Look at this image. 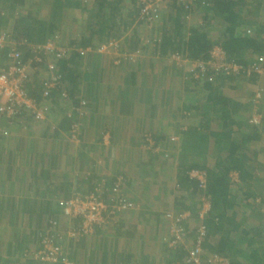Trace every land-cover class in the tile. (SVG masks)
<instances>
[{
  "label": "trees",
  "instance_id": "trees-1",
  "mask_svg": "<svg viewBox=\"0 0 264 264\" xmlns=\"http://www.w3.org/2000/svg\"><path fill=\"white\" fill-rule=\"evenodd\" d=\"M0 1L2 2L1 9L8 14L5 18H0V24H3L1 30L5 32L2 34L18 42L19 47H22L21 52L24 54L25 61L30 58L33 46L47 43L71 49L79 47L85 50L87 47H91L96 50L98 43L115 42L119 48L117 53L124 54L126 57L120 64H115V60L111 59L112 55H105V61L101 60L95 66L86 65L83 61L85 55L83 56L75 50L71 51L72 53L70 52L68 57L63 60L56 59L54 55L47 57V60L39 67V71L34 76H30L26 85L29 97L44 114L45 105L51 103L50 110L51 113H54L63 100L59 90H53L48 97L43 95L46 83L50 79L47 65L51 62H55L57 65L58 72L56 74L65 87L67 98L72 102L73 114L76 116L78 113L75 108L79 107V101L86 102V107L83 110L88 115L89 108L92 110L95 106L101 105L103 101H110L109 98L112 96L117 98L121 96V93L113 95L108 92L106 97H102L99 86L90 82L89 78L91 77L88 71L96 68L102 71L106 63L107 69L105 70H109L112 77L125 74L130 71L128 69L130 64L125 63L126 59H129L132 53L143 50L142 48L149 49L152 54L160 57L178 53L192 61L207 60L209 52L215 46H221L227 58L239 62L240 60L244 62L242 55L246 50H252L256 54L264 53V41L257 39L259 33L261 35V32H264V25L260 24L264 18V0H189L188 3L167 0L165 7L159 8L157 12L149 11V16L143 13V8L139 6L137 0H90L89 2L51 0L48 7H42V9H46L44 16L40 13L34 14L30 7H26L27 0ZM199 8L201 10L197 11ZM248 15L252 16L251 20L247 17ZM193 17L195 22L192 21ZM73 19L78 22H89L86 26L88 36L84 38L85 34L82 31L81 34H78L80 39L72 40V44L63 45L57 41L59 39L57 34L65 25L72 26ZM246 26L255 27L256 35L254 37L244 31ZM9 28L12 31H9ZM92 55L94 54L92 53ZM94 56L96 57V55ZM3 57L2 54V59ZM260 61L261 73L251 70L250 74L242 73L240 75L210 74L211 81L207 82L204 90H202L203 87L198 89L191 86L192 89L189 90L187 88L188 92L185 93L188 95V100L198 108L194 112L189 111L191 108L186 107V113L182 115L181 120L192 117L198 119H195L193 125L182 126L181 132L178 131L181 138L176 142L177 146L173 147L174 152L161 153L166 160L175 162L177 166L174 173L164 176L165 179L174 176L173 190L176 193L175 196L173 193L170 194L173 207L175 209L177 207L180 214H189L191 218H194L183 221L185 235L177 241L175 233H172L171 227H168L167 236L165 235L168 238H162L155 249L162 257L160 262L154 253H145L146 250L143 247L139 251L140 262L129 260L132 257H127L124 253H117L118 248L116 247L113 249L111 259L117 264H190V258L193 256L192 251L196 249V237L199 235L197 230L203 207L202 196H207L211 200V209L205 217L207 232L203 241V254H200L202 264H210L207 260L211 254L228 259L229 264H245L237 259L240 256L244 257L243 260L248 264H262L264 250L261 247L253 248L254 245H262V240H264L262 237L264 233V200L256 201L259 186L264 189V176L256 174L257 169L259 171L262 169L260 158L264 157V91L262 89L259 91L261 97L257 100L256 94L259 92L255 90L245 92L243 89V86L246 85L252 88L260 86L258 77L264 73V60ZM6 63L5 57V61L0 62V67H6ZM249 65L251 64L244 63L246 67ZM121 66L124 68L119 69ZM181 67V69L184 68ZM188 81L190 80L188 79ZM124 82L121 83L122 87L118 86L119 89L131 86L130 81L124 80ZM239 91L243 93V97L236 98L234 94ZM174 112L176 113V111ZM255 113L261 115L259 124L252 123ZM28 115L30 116V114L21 111L14 118H9V124L16 122L15 120L18 118L26 121ZM30 117L34 118L32 115ZM172 117L175 118V115ZM1 119L8 118L1 117ZM133 119V117H123V121L117 119L118 125L113 134L123 132L124 128L130 125L125 122H132ZM214 124H217V127ZM175 126L177 127V124ZM82 127L83 125L80 123L81 132H83ZM1 128L3 131L1 136L9 135L5 127L1 126ZM126 141L125 147L128 144L129 148L133 149L145 147V151L149 154L148 163L159 160L161 153L159 155L154 153L156 148L162 146L166 151L171 148L170 144H172L169 140L160 139L155 135L146 137V141L135 138ZM165 164L168 165V162ZM195 171L208 177L205 193L201 191L199 182L190 176ZM232 173L239 175L240 182L237 186L231 182L230 175ZM159 175V172L155 173L156 178L164 180L163 176ZM92 177L94 178L91 174L87 178V181H91L93 185L87 189L88 195L86 196L99 195L96 189H101L100 183H94ZM125 181L122 175H118L112 186L111 194L114 195L111 198L104 197V192L99 195L103 201L108 202H106L109 205L108 213L119 214L122 212L116 209L115 201L117 195L122 200H126L121 196L122 188H125ZM114 189L118 192L114 193ZM120 189L121 191H119ZM263 194L264 192H262ZM252 219L254 222H258L257 228L254 229L257 236L249 238L250 234L247 231L249 226H247L246 220L252 221ZM190 221H196V228L190 225L192 223ZM167 223L172 226L171 218H167ZM245 224L247 228H244ZM106 225L107 221H102L101 226ZM46 226L50 227L51 222ZM210 228L213 233L225 230V235H214L213 240L211 239L209 242V236L213 234L209 231ZM81 238L86 239L80 236ZM245 243L249 245V250L252 249L251 252H242L240 245ZM40 248L39 245L35 251L31 250L33 248H24L25 250L20 251L18 258H21L24 264H47L32 256ZM10 255L8 264H16L17 257H14L12 252ZM66 260L70 259L63 252L60 261L52 264H65ZM1 261L4 260L1 258L0 264ZM70 261L72 262V260Z\"/></svg>",
  "mask_w": 264,
  "mask_h": 264
},
{
  "label": "crops",
  "instance_id": "crops-1",
  "mask_svg": "<svg viewBox=\"0 0 264 264\" xmlns=\"http://www.w3.org/2000/svg\"><path fill=\"white\" fill-rule=\"evenodd\" d=\"M40 1L45 7L51 4V0ZM1 3L0 1V18H5L8 14L1 9ZM28 4L26 7H31ZM199 10L201 8L197 11ZM247 17L252 19L251 15ZM260 24L264 25V18ZM0 25V33H3V24ZM8 30L12 31L10 28ZM244 31L250 36L256 35L254 26H246ZM261 33L257 39L264 41V32ZM71 41H64V44H72ZM142 49L126 59L125 63L130 64V71L125 74L115 77L109 74L106 79L108 74L104 73V69L88 71L90 82L99 86L102 97H106L108 92L113 95L121 93V96H112L110 101H103L92 110L89 108L90 113L79 121L83 125V132L80 133L78 141L69 139V121L77 118L70 107V101H64L68 102V106L61 102L62 106L58 105L54 113L50 110L52 104H47L46 121L38 123L30 117V126L22 124L24 121L20 118L11 124L9 119H0L1 126L9 131V135L0 136V259L4 260L1 264H8L11 252L17 257L16 264H24L21 258H18L20 251L24 248H33L31 250L35 251L38 245L43 246V240L47 238L53 246L60 247V253L64 252L74 264H113L116 261L111 259V254L116 247L117 253H124L127 257H132L129 260L140 262V249L143 247L145 253H151L155 250L153 247H158L160 240L167 234L166 214L175 215L178 211L177 207H173L170 197L171 193L174 196L176 193L173 190L174 176L167 179L164 176L174 173L177 166L175 162L166 160L162 153L169 154V151H173V145L170 144L171 148L166 151L162 146L156 148L154 153L159 155L162 152L159 160L148 163L149 154L145 147L133 149L129 148V144L125 147V143L130 138L146 141V137L152 135L167 139L170 143L180 140L181 135L178 133L184 126L181 118L186 113V107L194 112L198 108L188 100L185 92L192 89L191 86L198 89L203 87L204 90L207 83L192 80L191 70L174 67L167 56L160 57L152 54L149 49ZM101 55L89 52L83 61L86 65L95 66L99 61H105V55L104 59ZM242 56L244 62L234 61L242 65H261L260 60H264V53L256 54L252 50H246ZM5 57L6 50L0 51V62H4ZM119 57H122V60L126 58L124 54ZM111 59H116L113 54ZM228 59L232 60L229 57ZM166 76L170 77L167 84L170 85V91L164 88L166 84H160V80H164ZM258 78L260 86H243L245 92H259L261 89L264 91V73ZM124 80L130 81L131 86L119 89L118 86L122 87ZM172 90L183 98L171 95ZM234 95L236 98L243 97L241 91ZM172 115H175V118ZM72 116L74 117L70 119ZM123 117L134 119L132 122H125L130 125L124 128L123 132L114 135V129L118 125L116 120L123 121ZM263 158H260V162H263ZM165 162H168V165ZM262 167L264 168V165ZM158 172L164 180L156 178L155 173ZM91 174L94 176L92 181L100 183L101 189L104 187L103 196L106 198L112 196L113 182L118 175H122L126 180L122 195L134 206L119 214L106 212L102 219L107 221L106 226L102 227L100 221L94 226L93 234L81 233L75 240L69 238V234L74 230L78 231L81 224L80 221H73L65 216L64 203L74 195H88L87 189L93 185L91 181H87ZM98 190L97 188L96 191ZM50 222L51 226L47 227L46 224ZM195 222L190 224L193 228H196ZM246 222L251 238L256 235L254 229L257 228L258 222L253 219ZM244 228H247L246 224ZM209 231L213 233L211 228ZM223 234L225 235V230L214 231L209 236V242L213 240L214 235ZM80 236L86 239H80ZM262 237L264 238V233ZM262 241V245L250 248L258 249L263 246L261 249L264 250V240ZM240 247L242 252L252 251L247 243ZM237 259L248 264L243 260L244 257ZM160 260L161 256L159 262Z\"/></svg>",
  "mask_w": 264,
  "mask_h": 264
},
{
  "label": "built area",
  "instance_id": "built-area-1",
  "mask_svg": "<svg viewBox=\"0 0 264 264\" xmlns=\"http://www.w3.org/2000/svg\"><path fill=\"white\" fill-rule=\"evenodd\" d=\"M167 0H137L140 7L143 8V13L148 14L149 11L157 12L159 8L165 7ZM183 3L190 2L189 0H179ZM194 1V0H193ZM32 48V47H31ZM6 50V67H0V119L1 117L5 118H14L19 112L28 113L32 115L37 121H44L46 119L45 114L39 110L35 105L34 101L29 97L26 90V85L28 80L35 73L39 71V67L47 60V57L54 55L56 59H66L69 53L73 50L79 52L81 55H85L87 52H97L103 55L113 54L118 52L119 48L117 43L111 42L108 44H100L96 47V50H93L91 47L87 49H71L69 47L56 46L51 43L44 45H35L31 50V56L26 61L24 60V55L20 50L19 44L17 41L11 40L10 37H7L5 34L0 33V51ZM72 53V52H71ZM45 57V58H44ZM170 59L174 62L193 64L192 72L193 76L196 79L211 81L210 76L212 74L219 75H240L250 74L251 70H256L258 73H261L262 67L260 64H251L249 67H246L242 64L236 63L234 60H229L226 53L221 48V46H215L209 53L207 60H197L192 61L188 57H184L178 53H172L169 55ZM183 65V64H180ZM47 70L50 73V79L47 81L44 88L43 95L44 97L50 96L53 90H59L61 98L65 101H69L67 98V93L64 90L63 84L60 81L59 76L56 74L58 68L55 62L48 63ZM211 74V75H210ZM261 97L260 93L256 94V99L258 100ZM86 102L79 101V107L75 111L78 113L76 116L78 119L74 120L70 125V137L73 138L71 141H78L80 131V122L79 120L86 115L85 109ZM261 116L256 113L252 117V123L259 124ZM3 134L1 125H0V136ZM107 138V135H106ZM191 178L196 179L199 182V187L201 191H205L207 188V176L199 172H192L190 174ZM232 182L234 185H237L240 180L236 174L232 175ZM114 191H116L114 189ZM205 201V197L203 198ZM116 209L118 211H126L133 208V203L127 200H122L120 197H116L115 201ZM204 210L201 213V217L208 209V204L204 205ZM109 211V205L101 199L98 195H89L85 197H71L69 200L64 203V214L65 216L73 221H80L81 228L76 231L74 230L72 237L76 236L77 233L87 234L91 229L102 222L103 216L106 212ZM169 217L172 220L171 232L175 233L176 241L181 239L185 232L183 230L182 222L190 218L189 214H180L173 218L171 215ZM174 219V220H173ZM53 225H57L53 223ZM198 238L200 239L196 245V249L192 251V257L190 258V264H202L200 254H203L201 248V242L204 240L205 227L200 226L198 229ZM34 259L41 262L52 264L58 263L60 261L61 253L60 249L53 246L51 240L47 238L43 241V246L33 253ZM207 260V259H205ZM210 264H229V260L216 255L208 256L207 260ZM65 263V261H64ZM71 264V263H65ZM73 264V263H72Z\"/></svg>",
  "mask_w": 264,
  "mask_h": 264
},
{
  "label": "rangeland",
  "instance_id": "rangeland-1",
  "mask_svg": "<svg viewBox=\"0 0 264 264\" xmlns=\"http://www.w3.org/2000/svg\"><path fill=\"white\" fill-rule=\"evenodd\" d=\"M34 2H31V1H29V0H27V4H28V6H31L30 8H31V10L32 11H35V12H37V13H40V15H42V16H44V13L46 12V9H42V7H43V5H42V3H41V1L40 0H33ZM83 1H90V0H83ZM92 1V0H91ZM36 3H38V4H36ZM26 4V5H27ZM36 4V5H35ZM42 5V6H41ZM91 6V5H90ZM44 12V13H43ZM73 21V23H71V25L72 26H70V25H65V27L60 31V33L59 34H57V35H59V39L57 40L58 42H61L62 44H64V41H67V42H69V41H71V40H78V39H80V38H78V34H81V32L83 31L84 32V34H85V37L84 38H86L88 35H87V33H86V26L89 24V22H85V21H76L75 19H73L72 20ZM192 21H196L195 19H194V17H193V20ZM193 24H195V23H193ZM61 35V36H60ZM60 43V44H61ZM99 45V44H98ZM114 57L116 58V59H114L115 60V64H120L123 60H122V57H119L120 56V54H117L116 52H114ZM171 64H173V66L175 67V66H178L179 64H183V65H185L186 66V68L187 69H192V67H193V64H185V63H178V62H172ZM164 65V64H163ZM105 68H104V73L105 74H108V75H106V79H108V76H109V74H110V71L109 70H105V69H107V65H106V63H105V66H104ZM123 66H121V68H119V69H123L122 68ZM166 67V66H165ZM34 75H35V70H34ZM169 80H170V77H165V79L164 80H160V84L163 86V85H165V89L167 90V91H170V89L168 88V86H170V85H167L168 83H169ZM171 95H175L176 97H178V98H183V96L182 95H180V94H178V93H173V90L171 91ZM172 97V96H171ZM63 104H65V105H67L68 106V102L66 103H64L63 102V100L61 101ZM59 106H62V105H59ZM44 107V106H43ZM46 107H47V105H46ZM46 107H44L45 109H46ZM70 107H72V104L70 105ZM165 115H166V117H167V113L165 112ZM29 116V115H28ZM85 116H87V115H84L83 116V118L85 117ZM187 117V116H186ZM75 119H78V118H76V117H74L73 118V120L70 122V124L75 120ZM195 119H198L197 117H192V118H187V119H183L182 121L184 122H182L183 124H184V126H186V127H188L189 126V124H191V125H193V123H194V121H195ZM29 120H31V118H30V116L27 118V120L26 121H24L22 124H24V125H27V126H30L32 123L29 121ZM36 120V122H40V121H37V119H35L34 118V120L33 121H35ZM216 127H217V124H214ZM81 133V132H80ZM79 133V134H80ZM72 137V136H71ZM69 138L70 140L71 139H73V138ZM172 145H173V147L174 146H177L176 145V141L174 140V141H172ZM155 151V150H154ZM263 162H261L262 163V165H264V158H263V160H262ZM261 169V168H260ZM262 169H263V171H262ZM262 169H261V171H259L258 169L256 170V174L257 175H259V176H264V168L262 167ZM231 176V175H230ZM231 180H232V177H231ZM242 186V185H241ZM124 188H122V190H123ZM119 191H121V189L119 190ZM104 191H103V189H99L98 191H97V193H99V195H102V193H103ZM118 191H114V193H117ZM262 192H264V189H262V188H260V186H259V189H258V195H257V200H259L260 201V199H261V197H262ZM124 192L123 191H121V194H123ZM261 193V194H260ZM119 194V193H118ZM120 194V195H121ZM94 195V194H93ZM112 195H114V194H112ZM260 195V196H259ZM264 195V194H263ZM77 196H79V195H74V196H72V198L73 197H77ZM98 196V195H97ZM118 197H119V195H117ZM122 197H124L123 195H121ZM112 197V196H111ZM110 197V198H111ZM120 198V197H119ZM131 202V201H130ZM179 213L180 212H177L175 215L174 214H172V213H169V214H166V216L168 217V218H170L169 217V215H171L173 218H176L178 215H179ZM174 220V219H173ZM185 225V224H184ZM171 226V224H169L168 226H167V228L168 227H170ZM185 226H183V228H184ZM93 230H94V227L91 229V231L89 232V233H87L86 235H91V234H93ZM71 233H73V231L72 232H70V234H69V238L71 237L72 239H78L79 238V235H80V233L78 234L77 233V235L76 236H74V237H72V234ZM167 236V235H166ZM164 237V238H168V237ZM261 247H263V246H261ZM153 249H156L155 247H153ZM152 249H150V251H151ZM151 253H154V255L157 257V259H158V261H159V253H158V251H156V250H152V252ZM65 263H71L72 264V262L71 261H69V260H66L65 261Z\"/></svg>",
  "mask_w": 264,
  "mask_h": 264
},
{
  "label": "clouds",
  "instance_id": "clouds-1",
  "mask_svg": "<svg viewBox=\"0 0 264 264\" xmlns=\"http://www.w3.org/2000/svg\"><path fill=\"white\" fill-rule=\"evenodd\" d=\"M99 44V43H98ZM96 45V47L97 46H99V45ZM101 44H103V43H101ZM22 48V47H21ZM21 48H20V50H21ZM87 48H89V47H87ZM86 48V49H87ZM76 49H81V48H79V47H77ZM83 50V49H82ZM212 50V49H211ZM94 52V51H93ZM95 53H97V52H95ZM210 53V52H209ZM87 54V53H86ZM85 54V55H86ZM98 54H100V53H98ZM114 54V53H113ZM117 54H119V53H117ZM24 55V54H23ZM103 55V54H102ZM106 55H109V54H106ZM110 55H112V54H110ZM169 61H170V63H172V62H174V61H172V59H170V57H169V55H167V57H166ZM175 63V62H174ZM171 65H173V64H171ZM181 66H183L184 68H186V66L185 65H178V66H176V68L177 67H181ZM190 70H192V69H190ZM37 73V72H36ZM35 73V74H36ZM191 76H192V80H194V81H197V82H201V83H207L208 81H204V80H199V79H196V78H194V76H193V72L191 71ZM71 102V101H70ZM261 116V115H260ZM6 132L7 133H9V131L8 130H6ZM234 174H236L237 176H238V178H239V175H238V173H232L231 174V176L232 175H234ZM231 182H232V180H231ZM232 184H233V182H232ZM207 186H208V177H207ZM237 186V185H236ZM205 193V192H204ZM117 197V196H116ZM205 197V201H203V198ZM264 200V195H262V197H261V199H260V201H263ZM201 201H202V209H201V213H203L202 211L204 210V205H206V204H208V209H207V211L203 214V216L200 218V223H199V227H198V229L200 228V226H205V234H206V232H207V225H206V220H205V217H206V214L210 211V209H211V200H210V198L209 197H207V196H202V198H201ZM256 201L257 202H259V200H257L256 199ZM190 218H191V215H190ZM190 218H188V219H190ZM182 224H184L183 222H182ZM197 232H198V230H197ZM199 234V233H198ZM205 238V237H204ZM200 239L198 238V236L196 237V242H195V245H197V243H198V241H199ZM204 241V240H203ZM203 241L201 242V248H202V250H204L203 249ZM212 255V254H211Z\"/></svg>",
  "mask_w": 264,
  "mask_h": 264
}]
</instances>
